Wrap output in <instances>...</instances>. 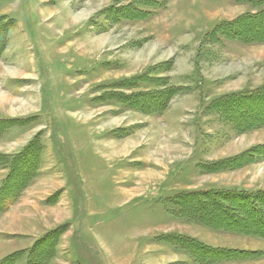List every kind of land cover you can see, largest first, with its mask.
Listing matches in <instances>:
<instances>
[{
    "label": "rangeland",
    "instance_id": "obj_1",
    "mask_svg": "<svg viewBox=\"0 0 264 264\" xmlns=\"http://www.w3.org/2000/svg\"><path fill=\"white\" fill-rule=\"evenodd\" d=\"M263 8L240 0H1L0 118L15 126L4 130L0 154L35 139L41 177L20 194L21 217L7 216L0 230L60 227L47 264H258L264 238L197 222L177 199L264 191V124L239 129L238 111L229 119L215 106L264 89V22L242 18L229 29L259 41L212 33ZM190 240L215 253L190 252Z\"/></svg>",
    "mask_w": 264,
    "mask_h": 264
},
{
    "label": "trees",
    "instance_id": "obj_2",
    "mask_svg": "<svg viewBox=\"0 0 264 264\" xmlns=\"http://www.w3.org/2000/svg\"><path fill=\"white\" fill-rule=\"evenodd\" d=\"M240 1H249L255 5L264 7V0ZM242 18H246L245 20L249 23L258 24L264 22V8L259 13H248L235 21L223 22L212 33L217 32L216 34H219V31L222 30L225 33L224 35L231 32L234 34L232 37H238V39L243 41H259L255 36L247 37L238 34V31L233 32L232 29L229 30L230 28L235 30V22L240 21ZM219 27H224V29H219ZM6 30V23L5 25H1L0 23V50L4 46ZM178 88L170 87L166 90L175 93ZM215 106L222 115L227 118L229 117V119H231L230 111H238L239 117L232 120L237 128L241 126V129L245 130L264 124L263 117H253L250 120H247L246 117L247 115L255 114L257 111H264V89L248 93H235V95L223 97L215 103ZM239 122H241V125ZM13 126H15L13 119L0 118V138L4 134L5 129ZM40 162V146L35 139L31 140L18 154L13 156L0 154V166H7L9 168L7 175L0 185V213L7 211L19 199L23 189L37 177L41 166ZM177 205L183 215L191 217L209 227L264 238V191H191L178 197ZM209 216L211 218L218 217V219L217 221L212 220ZM59 228L46 232L27 251H15L0 259V264H15L23 257H26V264H47L48 260L56 252L57 240L62 234ZM190 241L195 242L194 240ZM191 246H195V249L191 248L190 250L192 253L194 251L198 253L202 252L200 255H212L215 253L214 248L200 243L195 242V245Z\"/></svg>",
    "mask_w": 264,
    "mask_h": 264
},
{
    "label": "crops",
    "instance_id": "obj_3",
    "mask_svg": "<svg viewBox=\"0 0 264 264\" xmlns=\"http://www.w3.org/2000/svg\"><path fill=\"white\" fill-rule=\"evenodd\" d=\"M5 176H6L5 171L2 168V166H0V185L2 184V181L5 178ZM40 177L41 176L38 175L35 178V180L31 183L32 186H34L35 184H37V182H39ZM24 195H22L20 197V200H18L8 211L0 213V224L7 216L16 218L21 215L20 208L24 204L23 203V200H25ZM30 228L31 229L29 231L24 230L23 233L0 230V259L4 258L5 256L9 255L12 252L31 248L36 241V237L39 235L40 236L43 235L49 229V228H45V230L37 232V228L33 224L32 227ZM58 249H60V245H58ZM261 249L264 250V247H262ZM53 263L54 261H52L50 264ZM254 263H258V264L264 263V256L261 260H257ZM15 264H26V257L21 258Z\"/></svg>",
    "mask_w": 264,
    "mask_h": 264
},
{
    "label": "bare ground",
    "instance_id": "obj_4",
    "mask_svg": "<svg viewBox=\"0 0 264 264\" xmlns=\"http://www.w3.org/2000/svg\"><path fill=\"white\" fill-rule=\"evenodd\" d=\"M10 229V228H9Z\"/></svg>",
    "mask_w": 264,
    "mask_h": 264
}]
</instances>
